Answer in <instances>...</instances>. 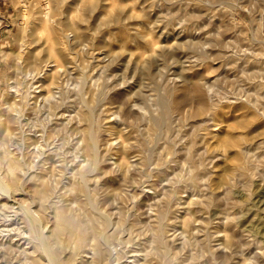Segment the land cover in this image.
Segmentation results:
<instances>
[{
  "label": "rangeland",
  "instance_id": "rangeland-1",
  "mask_svg": "<svg viewBox=\"0 0 264 264\" xmlns=\"http://www.w3.org/2000/svg\"><path fill=\"white\" fill-rule=\"evenodd\" d=\"M186 1L189 6L206 8L205 0ZM40 4L45 9L44 0H0V138L7 140H11L8 134L12 133V122L8 118L13 113L16 98L15 88L11 87L13 84L17 86L23 77L22 73L27 71L26 67H20L24 63L20 55L26 53L22 50L28 51L26 18L32 7ZM117 5L124 6L117 8ZM189 6L180 5L179 9L178 6L167 5L165 0H67L61 7L68 18L72 15L71 18L77 20V35L74 30H68L73 44L70 45L69 55L73 61L69 60L62 67L59 65L62 69L69 63L70 67L67 64V70L64 67L59 71L65 76L60 73L61 77L57 78L62 80L60 82L55 79L57 84L65 85L66 80L69 85L73 81L78 83L86 75L85 77H89L87 95L95 94L96 97L97 92L104 87L110 91L97 109L98 124L101 127L100 147L104 155L101 164L106 166L95 170L90 186L93 197H96L95 201L100 204L98 206L108 210L114 221L113 226L118 230L114 232V238L119 242V255L113 257L111 264H127L128 256L134 251L139 255L140 261L143 259L141 263L149 264H166L167 260H171L172 264H264V226L254 222L264 218V147L250 145L254 140H262L260 132L264 130V0H232L227 4L215 5L209 12V23L197 29L198 36L203 37L201 43L192 49L182 46L168 35L170 32L165 25V14L170 11L177 12L175 24L179 19L188 22L191 13ZM114 10L119 16L122 14L118 21L114 20ZM123 10L125 12L121 13ZM109 17L113 20L108 19ZM72 31L75 36L73 38ZM164 44L168 45L165 60L159 54ZM202 52L205 55H201ZM19 57L21 62L19 60L17 64ZM145 59L152 63L155 80L141 73V65ZM186 75L191 76V79L183 80ZM39 82L40 80L36 84ZM140 82L144 83L140 85ZM21 86L23 89L27 88L26 84L22 83ZM159 87L167 93L166 97H170L173 115L166 127L157 133L152 115L161 114L162 107L154 99ZM170 87L174 89L171 94ZM42 95L43 91L37 97L28 99L27 107L32 106L29 110L36 108L34 110L37 113L30 110V115L33 114L31 117L37 116L40 120L46 115V119L41 120L47 124L43 128L47 136L45 134L44 137L46 132L39 127V120V129H33L38 132L35 137L32 126L24 125V130L30 131L28 147L36 144L41 146L42 141L48 142L47 146L43 143L45 148L39 146L45 153L36 152L38 159L34 157L37 162L33 167L38 172L41 171L39 174L42 178L45 177L48 186L60 184L59 206L79 218L72 230L77 226V230L80 231L81 228L82 232L85 230L86 215L91 213L88 204L84 205L86 195L78 194L76 204L67 184L63 185V181L67 180L65 177L69 176L70 181L76 178L73 172L75 167L78 170L83 162L81 159L87 157L80 151L83 150L82 147L79 148L84 125L79 115L78 107L81 106L77 102V129L80 126L76 131L58 121V112H53L56 110L55 104L51 103V107L47 108ZM24 99L26 100V96ZM33 102L35 103L32 104ZM37 106L40 109L44 107L43 111L41 109L39 112ZM201 106L204 108L199 111ZM45 112L52 115L48 116ZM248 113L253 114L252 122L247 120ZM68 133L73 137L74 133L77 134L75 138L72 137L75 141L67 136ZM234 135L242 137L240 142L234 143L235 146L224 144L225 137ZM245 144L250 147L241 153L238 146ZM75 145L77 147L73 148ZM235 160L246 162L244 174L238 175L239 182L234 180L236 177L232 178L233 183L232 180H227L222 182L223 185L221 182L216 184L217 175L223 174L225 166L228 163L234 164ZM194 162L198 163L197 166ZM0 172L8 180L12 178L7 171V164L1 159ZM35 177L24 183L27 185H23L26 192L21 194V198L28 204L33 201L37 203L40 189L43 188ZM214 184L216 189L217 186L222 188L217 189L216 195L212 193ZM203 199H208L204 200V205ZM2 200L4 201L3 197H0V202ZM14 208L8 207L6 211L13 214ZM40 210L43 213L42 225L47 229L52 228L54 212L49 207ZM202 216L208 218L205 220ZM157 218L162 220L158 221ZM164 220L169 224L162 223ZM122 223L130 225L132 229L131 242L128 244L124 240L125 234L120 232ZM187 223L190 227L186 226ZM222 231L224 235L220 234ZM227 237H232V243L224 246L223 249L227 251L225 255L218 254L216 249L222 247L223 243L219 245L221 242L217 241L223 242ZM62 252L67 253V249ZM4 255L11 256L8 252ZM145 255L149 256L143 257ZM8 257L0 256L1 259Z\"/></svg>",
  "mask_w": 264,
  "mask_h": 264
},
{
  "label": "bare ground",
  "instance_id": "bare-ground-1",
  "mask_svg": "<svg viewBox=\"0 0 264 264\" xmlns=\"http://www.w3.org/2000/svg\"><path fill=\"white\" fill-rule=\"evenodd\" d=\"M44 1L46 2L45 9L41 8V4H40V6H38L40 3L39 2L37 6L32 7V9L29 11L27 18H26L27 25L25 26L26 30L25 29L24 30H25V32L26 31L28 32V36H29L28 41L26 40L27 44H28V45L26 44L28 46V51L22 50L26 53L23 55H20L22 58V62H24V63H22L21 66L20 65L19 66L22 69L26 67L27 71L25 72V74H23L21 71V73L23 75L22 79L20 80V78H21V76H20L19 77L20 81L18 82L17 86L15 84H13L15 87L14 86L11 87L13 89L15 88L14 92H15V96H16L15 101H14L13 113L8 118V120H10V122H12L11 130H10L12 133L8 134L11 136V140H7L5 138H0V159H1V161L5 162L7 164V171L10 173V176H12V178H11L12 182H11V179L10 180H8L9 178L6 179L7 176L6 175L4 176L0 172V194H2V196H0V197H3V199H4V201L2 200V202H0V256L8 257L7 255H4L5 252H8L11 255L10 257H8V259H1L0 258L1 259L0 264H3V263H5V264H111V260L113 259V257L115 258L119 255L118 254L119 242H117V240L114 238V235H115L114 232L117 230V228H115L113 226L114 221L110 217L108 210L105 209L104 207L101 208L98 206L100 204H98L95 201L96 197L95 196H94L95 198L93 197L92 191H91L92 189L90 186V184H91L90 181H92L91 177L95 173V170L97 171L98 168H101V167L105 168V166H106V164L105 165L101 164V162L104 158V155L102 154L101 147H100L99 136H100L101 127L98 124L99 120L97 118V115L99 112H97V109H98L100 102H103L105 100V98H107L108 93L110 91H109V89L106 90L104 87V89L101 88L102 90L99 89L100 91L97 92L96 97H95V94L87 95L88 91L86 90L87 89L86 87L88 86L87 81H88L89 77L88 78L85 77L86 75L85 76L83 75L84 78L79 80L78 83H77V81H75V82L73 81L74 82V83L72 82L73 85H72V83L70 85H69V83L67 84L66 83L67 80L65 82V85H64V83L63 84L61 83L59 85L57 84L58 81L61 82V80H62L61 78H60L61 80L57 78L58 76H60V73L62 74V72L59 73V71L63 70V68L65 66H67V64L69 65V63L65 64V66H63L62 69L60 68L59 65H61V67H62V64L66 63V62H70V61L72 62L73 61V60H70L72 56L69 55L71 53V46L70 45H73V44L70 42L72 39L70 38V36L68 34V30L69 29L74 30L75 35H77V20L72 19L71 18L72 15H69V18H68L67 15L65 14L66 12H64L62 10L63 9V8H61L62 4L66 3L67 0H66V2H63L64 0H44ZM84 1H86V0H84ZM165 2L169 6H174V7L178 6L179 9H180V7H179L180 5H184L185 7L189 6V3L186 0H165ZM204 2L206 3V8H202L201 6L200 7L199 6H189L191 13L189 15L188 22H186L182 19H179V22H177V24H175L176 20L178 19L175 15L177 12L170 11V12L165 14V19H166L165 25L168 28L167 31L170 32V33H168V35H170L172 38H174L179 43H181L182 46H184L188 49L189 48L192 49L195 45H199L201 43V38H203V37L198 36L197 29L200 28L201 25H204L205 23H209V21H210L209 20L210 19L209 12L213 9V7L215 5L220 4V3H226V4L230 3V2H232V0H205ZM119 4H120V2H119ZM121 6L123 7L124 5H121ZM119 7H120V5L119 6L117 5V8H119ZM122 7H120V8H122ZM115 8L116 7L114 6V9ZM115 10L113 12L114 14H116ZM69 12L71 14L72 10ZM124 12L125 11L123 10V12H121V13H124ZM115 16H116V18H114L113 15H111V17H113L114 20L118 21L120 16L118 15V13ZM111 17H109L108 19H111ZM113 18L111 20H113ZM26 22L24 23V25L26 24ZM179 23H180V25H179ZM71 30H70V35H71ZM72 33H73V31H72ZM21 36H22V34H21ZM23 36H26V35H23ZM73 37H75L74 33H73L72 38ZM24 39H26V38L24 37ZM20 48H22V47H20ZM162 48L163 49H161L159 51V54H160L161 58L165 60L167 58V55H168V52L166 51L168 49V45H165ZM22 49H24V48H22ZM72 50H74V49H72ZM75 52H77V51H75ZM75 52H74V54H75ZM75 55H73V56L75 57ZM201 55H205V52H202ZM13 58H15V54H14ZM21 58L20 57L18 58L17 64H19V60ZM20 62H21V60H20ZM43 62H46V63L42 65ZM151 64L152 63L149 59H145L143 64L141 65V73L146 75L148 78L155 80V76H154V73L152 70L153 67L151 66ZM67 67H70V65ZM67 67H65L64 69L67 70L68 69ZM33 69H35V70H33ZM42 70H44V71H42ZM69 70H70V68H69ZM18 71H19V68H18ZM44 72L46 74L43 75ZM64 76H65V74L63 75V77ZM55 79H58V81H56ZM188 79H191V76L189 77V75H186L183 78V80H186V81ZM11 80H13V79H11ZM38 80H40L41 83L39 82V84L38 83L36 84V82H38ZM15 81L16 80H14V82ZM22 83L26 84V86H27V88L25 87L26 89L22 88V86H21ZM141 83H144V82H140V85H141ZM71 85H72V87H70ZM173 90H174L173 87H170V93L169 94H171V91H173ZM32 91L35 92L36 94H31V93H33ZM41 91H43V95H42L43 99L42 100L45 102L47 108L51 107L50 106L51 103L55 104L56 110L53 112L54 113L58 112L57 116H56L58 118V121L63 126H66V127L70 126L69 129H75L76 131L79 129L80 125H78V129H77V116H78V114H77V102L81 106V107H78L79 108V115H80V118H82L84 125H83V131L80 130V131H82V135H81L82 139L80 138L82 143L79 139V141L81 143V146L79 148L82 147L83 150H80V151L81 152L83 151L87 157H86V159H83L82 158L83 156L81 157L78 155V157L82 158L81 160H83V162H82V164L80 163L81 165L79 164L80 167L78 170H77V167H75L76 170L73 171L74 174L76 175V178L74 180L70 181L69 176L65 177L67 180L63 181V183H65L63 185L65 186L67 184L68 190L74 195L73 199L76 201V204H77V195L78 194L79 195H82V194L86 195L87 200H86L84 205L88 204L87 206L90 207L91 210H89V211L91 213L89 214L87 212L88 215H86V220L84 221L85 222L84 223L85 230L82 232H81V228L79 229L80 231L77 230V226H76V229L74 228L75 230H72L73 227L75 225H77L76 223H77L78 217L76 218V216L73 215V213L68 212L69 210L65 211L59 206L58 202L60 201L59 198H61V197H59L60 191H59L58 186L60 184L58 185L56 182H53V183H56L57 185H53V186L49 185L48 186L45 183L46 182L45 177L42 178L41 174H39V172H41V171L38 172L37 168L33 167V165L36 166V162H37L36 159H38L35 156L37 154L36 152H38V154H40V152H42L43 149H40L39 148L40 145L38 146L36 144V142H35L36 146H34L35 144H32V146H34V147H28V144H29L28 138L30 136V131L28 132L29 129L24 130V128L26 127L24 125L32 126V131H33V129L34 130L39 129V127H42V129H43L47 125V124L45 125L44 122H42L43 120H41V119H44L46 115L42 116L40 118V120L37 116L31 117V116H33V114L30 115L31 114L30 110H34L36 108L33 107V109L29 110L28 108L31 105L29 107H27L29 105L28 104L29 100L33 96L35 97L36 95H39V93H41ZM44 91H46V92H44ZM29 93H30V95H29ZM44 93H46V94H44ZM90 94H91V92H90ZM165 94H167V93H164L161 90V88L159 87V89H158V91L154 97L155 102L159 103L160 106L162 107L160 116L159 115L158 116L152 115L153 116L152 121L155 122V129L158 131L157 133H160V131H162V128L164 126L166 127L168 120L173 115L172 108L170 105L171 99H170V97H166ZM25 96H26V100L24 99ZM70 96H73V97L70 98ZM40 97H41V95H40ZM56 98H59V99H56ZM172 99H173V97H172ZM24 100H25V103H24ZM39 100H41V99H39ZM57 100H59V101H57ZM43 101H41V102H43ZM44 102L42 103L43 105H44ZM34 103L35 102H33L32 104H34ZM37 104H39V103H37ZM42 104H40V105L43 106ZM37 107H39V106H37ZM43 108H41L42 111H43ZM203 108L204 107L201 106L199 111H202ZM41 109L39 107V112L41 111ZM48 110H50V109H48ZM34 111L36 112V110H34ZM45 111H47V110H45ZM45 113L48 115L47 112H45ZM245 113H246V110H245ZM50 115H52V114H50ZM50 115H48V116H50ZM54 117H55V115H54ZM252 117H253V114L250 113L247 117L248 119L247 118L246 119L248 121H251ZM51 118H53V117H48V119H51ZM78 118H79V116H78ZM38 120H39V122H38L39 127H37L38 126L37 125ZM49 123L51 125V120ZM50 125H49V127H50ZM62 125H60V126H62ZM43 130H45V129H43ZM33 132H35V131H33ZM45 132H46V130H45ZM37 133L36 132L34 133V137H35V135H37ZM41 133H43V132H41ZM45 134L47 136V132L44 133V137H46ZM260 134L262 135V140L261 141L254 140L252 143H250V145H252V147H264V130H262L260 132ZM68 135L70 138L73 137V136H70L71 134H69V133L67 134V136ZM73 135H74L73 138H75L77 134L74 133ZM52 136H53V134L51 135V137ZM40 138H42V137H40ZM241 138L242 137L240 135L227 136L223 139V141H224V144H226V145L235 146L234 143H238L237 141H239ZM66 140L67 139L65 138V141ZM39 141H41V140H39ZM51 141H53V140H51ZM242 141H243V139H242ZM43 143H45V141H42V145H43ZM47 143H45L46 146H47ZM71 143H73V142H71ZM14 144H15V146H14ZM67 144H68V142H67ZM76 144L79 145V143H76ZM57 145H58V143H57ZM153 145H151V146H153ZM250 145L248 144L246 146V144H245V146L244 145L243 146L241 145L240 147L238 146V148L240 149L239 151H241V153H243V150H245L246 148L249 149ZM46 146H44V147L42 146V147L45 148ZM71 146L72 145H70V147ZM151 146H149V147H151ZM75 147H77V146L75 145L73 148H75ZM51 148H53V146ZM48 151H49V149H48ZM77 151H79V150H77ZM52 152L54 153L55 150ZM104 152L105 151H103V153ZM80 153H78V154H80ZM55 154H57V153L55 152ZM75 155L77 156V154L74 153V156ZM34 157H36V159ZM39 157L42 158L41 156H39ZM147 157H148V155H147ZM137 158H139V157H137ZM81 160L79 159V161H81ZM140 160H142V159H140ZM31 161H33V162H31ZM30 162L33 164H30ZM245 163L242 160H241V162L236 161L234 164L228 163L229 165L227 164L225 166V172L223 174L217 175L216 184L221 182V184L223 185L222 182L227 181V180H232V183H233L232 178H236V177L237 178L234 180H237V182H239L238 181V179L240 178L239 176H241L245 172V169H244L246 167ZM194 164H196V166H197L198 163L194 162ZM160 167H162V166H160ZM160 167H158V168H160ZM162 168H160V169H162ZM199 169H201V168H198V170ZM102 170L105 171L104 169H102ZM192 170H194V169H192ZM151 172H152V170H151ZM69 173H71V171ZM77 173H78V177H77ZM64 174L65 173L63 172V175ZM67 175H69V174H67ZM102 175L103 174L101 173V177H102ZM150 175H152V174H149V176ZM35 176H37V177H35ZM97 176H99V175L97 174ZM33 177L39 179V184H41L43 186V188L41 187V189H40L39 188L40 186L38 187L40 189V192H39L40 194H39V198H38L37 203H35L31 199L33 202L28 204V203H25V201L21 198V194H23V193L25 194V192H26V191H24L23 185H27V184H24V183H27ZM59 177H57V178H59ZM95 179H97V178H95ZM49 184H51V183H49ZM95 184H96V181H95ZM216 184H214V187L212 186V193L215 195L218 192L217 189H222L221 187L218 188V186L216 189V186H215ZM224 185H226V184H224ZM36 188H37V186H36ZM65 188H67V187H65ZM224 191H226V188ZM173 194H175V193H173ZM66 195L67 194H65V196ZM96 196H97V194H96ZM165 200L167 201L168 199L166 198ZM204 200H208V199H203L202 204L204 203ZM73 203H75V202H73ZM170 203H171V201H170ZM167 204H168V202H167ZM205 204H207V203L205 202ZM8 207H13V208L15 207L14 213L12 212L13 214L8 213L6 211V209H8ZM48 207L51 208V210L54 212L53 213V218H54L53 219V226H52V228L50 227V229H47L46 226L42 225L43 213H41L42 211L40 210V209H46ZM158 208L159 207H157V209ZM47 210L49 211V209H47ZM73 210H75V209H73ZM172 210H173V208H172ZM168 211H170V209H168ZM212 211H214V210H212ZM71 212H72V210H71ZM209 212H210V210H209ZM218 212H219V210H218ZM163 214H165V213H163ZM51 215H52V213H51ZM51 215H50V217H51ZM77 216H79V215H77ZM157 216H159V215H157ZM209 216H211V215H209ZM202 217L205 220H206V218H208V217L205 218L204 216H202ZM214 217H212V218H214ZM158 218H160V217H158ZM166 218H165V220H166ZM44 220H45V218H44ZM159 220L160 219H158V221ZM161 220H162V218H161ZM203 220H202V222H203ZM221 220H222V218H221ZM213 221L216 222V220H213ZM218 221H220V220H218ZM208 222H209V224H211L210 221H208ZM254 222H257V223L261 224L262 226H264V218L260 219V220H254ZM158 223H160V222H158ZM162 223L169 224L166 221L162 222ZM217 223H220V222H217ZM188 225L189 224L187 223L186 226H188ZM211 225H213V224H211ZM121 226L122 227L120 228L121 229L120 232L123 233V235L125 234L126 239H124V240H126V242L128 244L131 242L130 241L131 240L130 233H132V229H131L130 225H124L123 223ZM208 226H210V225H208ZM216 226H217V224H216ZM161 227H162V225H161ZM188 227H190V226H188ZM192 227L193 226H191V228ZM226 227L227 226H225V228ZM114 228H115V230H114ZM157 230H155V231H157ZM164 230H165V227H164ZM203 231H204V229H203ZM222 233H223V231L220 234H222ZM216 234H217V232H216ZM224 234L225 233H223V235ZM119 235L122 236L121 234H119ZM159 236H161V235H159ZM164 236H166V235H164ZM229 236H231V235H229ZM263 236H264V232H263ZM167 237L168 236H166V238ZM228 237H227V239L225 238L223 240V242H222V240L217 241V242H221L219 245H221L223 243L222 247L220 246L219 248L216 249L218 254H224L225 252H227L223 248H224V246H229L233 240L232 237L231 238H228ZM216 238H218V237H216ZM221 238H223V237L221 236ZM158 239L160 240L159 237H158ZM134 241H136V240H134ZM234 241H236V240H234ZM162 242L163 241L160 242V244H161L160 246H162ZM131 246L132 245H130V247ZM233 246H232V248H233ZM64 249H67V253H65V254L63 252L61 253V251H63ZM226 249L229 250V248H226ZM163 250H164V247H163ZM166 250L164 252H166ZM169 251L171 252L172 249H170ZM12 253H13V255H12ZM137 253H138V251H137ZM166 253H164V254H166ZM138 254H140V252ZM147 256H149V255H147ZM147 256L145 255L143 257H147ZM143 257H141V258H143ZM167 257L169 258V256H167ZM128 258L129 259L127 261V264H149L146 262L141 263V261L143 259L140 261L139 255H137L135 253V251H134V253L131 252V254L128 256ZM166 264H172L171 260H167Z\"/></svg>",
  "mask_w": 264,
  "mask_h": 264
}]
</instances>
